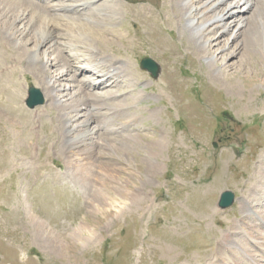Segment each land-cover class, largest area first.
Here are the masks:
<instances>
[{"label": "rangeland", "instance_id": "1", "mask_svg": "<svg viewBox=\"0 0 264 264\" xmlns=\"http://www.w3.org/2000/svg\"><path fill=\"white\" fill-rule=\"evenodd\" d=\"M137 7L156 13L157 24L148 28L158 25L172 45L151 39L150 29L134 17ZM174 11L172 0H96L79 12L91 18L93 32L125 33L129 41L99 44L114 59L127 56L130 73L121 80L133 86L85 87L75 97L91 104L94 93L117 94L101 96L104 107L95 115L105 123L100 137L112 143L109 155L97 161L119 168L109 178L92 165L98 173L90 184L72 174L62 151L59 111L45 89L48 75L58 80L60 70L82 65L73 58L83 46L75 36L81 27L60 22L58 43L76 50L45 45V60L60 61L44 71L30 65L24 50L0 30V264H230L218 257V247L228 240L247 246L245 238L253 233H236L234 222L242 219L246 203L256 214L248 222L264 217V200L257 206L254 201L264 198V35L257 14L247 13L236 56L216 52L217 74L179 28ZM115 18L122 24L113 23ZM18 29L24 32L20 43L30 40L29 26L22 22ZM127 44L136 48L133 54ZM145 56L159 66L156 79L139 67ZM69 72L56 84L77 90L94 76ZM30 85L44 96L33 109L23 102ZM227 190L234 202L219 209V195Z\"/></svg>", "mask_w": 264, "mask_h": 264}, {"label": "bare ground", "instance_id": "2", "mask_svg": "<svg viewBox=\"0 0 264 264\" xmlns=\"http://www.w3.org/2000/svg\"><path fill=\"white\" fill-rule=\"evenodd\" d=\"M39 1L42 0H0V30L7 39L12 41L14 46H19L24 50L22 57L27 59L30 65H37L36 67L39 71H44L47 64L55 66L60 60L58 56L52 58L51 61L45 60L46 50L40 52L42 47L47 45L49 50L52 46H56L57 44L64 45V47L67 46V48L75 46L73 44L58 43V37L54 32L60 29V22L70 20L73 24L81 27L82 30L78 31L75 36L76 40L81 42L83 46L79 52L77 51V53L73 55V58L82 65L77 68V71L73 69L60 70L58 73V80H55V76L48 75V80L46 79L45 82V89L48 92L49 100L59 111V118L63 129L61 140L62 151L68 165L72 168V174L80 178L82 183L90 184V181H92L90 178L96 174L95 172L98 173V170L95 171L91 167L96 164L99 167H97V169H100L103 175L110 178L111 174L115 173V170L119 167L112 162L97 161L99 157L109 155L108 151L111 150L112 143H110L108 139L100 137V131L105 123L103 124L104 121L101 119L98 120L95 114L99 109L104 107L102 97H111L115 99L114 97H116L117 94L111 92V90H105V93L101 95L102 97H99L94 93V97L92 98L96 99L93 103L90 102L91 104H89V99L84 96L78 99L75 97L81 93L85 87L94 88L96 90L104 89L110 85L127 86L128 88L133 87L132 84H124L121 80L130 73L131 66L128 64L129 59L125 58L127 56L114 59L110 57V53H105L100 46V44L109 45L111 40L120 41L121 39L127 40L128 38L125 36V33H122L123 31L121 32L115 28H107L100 32H93L91 28H89L91 25L89 20H91V18L84 13V15L81 16L79 12L91 8L96 0H74L76 3H73V0H44L40 4ZM172 4L175 6L173 15L176 18V23H179V28L188 33L187 35L189 39L192 40L194 49L203 53L201 57L206 61L207 66L210 65L211 68L214 66V72L217 74L221 72L216 62V52L218 51V54L223 53L225 57L229 58L236 56L238 53L237 50L239 49L237 48L236 40L247 27V13L252 11L251 14H257L258 18H256L255 24L261 35H264V0H172ZM141 7L143 8V6ZM111 9L116 11L118 7L113 4ZM76 13L80 15L77 16ZM146 13L145 10L140 9L137 10L134 17L138 19L146 29H150L148 28L150 23H152V21L154 23L157 21L156 13L148 12V15H146ZM104 15H107V13ZM102 20L103 19H101V21ZM165 20L167 22L172 21L170 17H166ZM114 21L113 23L122 24V20L118 18H115ZM22 22H24L26 26H29L26 34L32 37L30 40H23L21 41L22 43H20L18 38L20 35H23L24 32L18 29V25L20 23L22 24ZM231 29L232 31L229 37H224ZM147 33H149V36L156 37L158 44L163 46L168 44L172 45V43H169L162 37L158 25H156L154 29L147 30ZM231 38L232 40L230 41ZM127 41H129V39ZM262 41H264L263 38ZM30 42L34 45L33 49L27 48V44ZM233 42H235V44H233ZM154 44L156 43L154 42ZM127 47L130 48V53L132 54L136 51V48L131 47L129 44H127ZM73 49L76 50V46L73 47ZM225 51L227 53H224ZM167 52L168 51L165 53ZM262 55H264L263 50ZM224 65H226L225 62L223 66ZM69 71L74 72L75 75L79 71L82 73L91 72L94 73V76L89 75L85 77L83 83L81 82V84L78 85V88L73 86L77 88V90L70 89V86L67 85L62 86L59 83L56 84L57 81L59 82L60 78L63 80L65 75L71 73ZM52 80H54V82H52ZM118 82H121V84ZM110 110H114V108ZM40 115L41 114H38V116ZM118 131H120V129ZM151 143L152 142H150V145ZM112 179L114 178L112 177ZM263 181L264 174L262 176V182ZM145 182H148L147 178L142 181L144 184ZM262 186L261 188L263 190L264 187ZM95 188L94 190L97 189ZM133 196L135 195L133 194ZM257 200H254L256 202L255 206L259 205V203L261 204L264 198L259 201ZM98 203L99 202H97V204ZM251 213L255 214L253 209L246 203L242 219L234 222V231L236 233L241 235V233H246L247 230L253 233L252 237L245 238L247 239V246L241 243L239 245L235 240H228L225 244L218 247V252L216 254L219 258L227 260L230 264H264V217L259 215L254 216L256 220L248 222Z\"/></svg>", "mask_w": 264, "mask_h": 264}, {"label": "water", "instance_id": "3", "mask_svg": "<svg viewBox=\"0 0 264 264\" xmlns=\"http://www.w3.org/2000/svg\"><path fill=\"white\" fill-rule=\"evenodd\" d=\"M141 67L148 70L153 77L157 75L158 67L155 62L149 58H143L141 60ZM25 103L28 107L32 108L37 104L43 103V96L39 89L35 87H30L28 89V97L25 100ZM234 201V194L231 191H223L218 200V207L219 208H227L229 207L232 202Z\"/></svg>", "mask_w": 264, "mask_h": 264}]
</instances>
